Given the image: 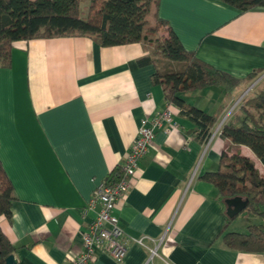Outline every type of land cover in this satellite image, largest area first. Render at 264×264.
Wrapping results in <instances>:
<instances>
[{
  "label": "crops",
  "instance_id": "1",
  "mask_svg": "<svg viewBox=\"0 0 264 264\" xmlns=\"http://www.w3.org/2000/svg\"><path fill=\"white\" fill-rule=\"evenodd\" d=\"M157 12L200 60L239 80L257 71L264 77V8L242 13L221 0H160ZM150 51L145 43L105 48L88 37L14 43L11 66L0 68V160L15 199L11 220L1 218L0 226L16 264H72L82 252V234L100 209L83 219L86 204L130 153L142 120L156 119L170 104L153 83L155 67L139 64ZM251 86L184 96L218 119L207 143L171 105L175 126L163 122L156 130L114 213L128 246L125 260L99 252L91 264H146L156 248L152 264H264V254L226 246L227 221L226 232L244 234L232 228L245 210L231 217L203 179L223 169L224 154L249 158L264 175L250 148L220 135ZM140 238L147 247L133 241Z\"/></svg>",
  "mask_w": 264,
  "mask_h": 264
},
{
  "label": "trees",
  "instance_id": "2",
  "mask_svg": "<svg viewBox=\"0 0 264 264\" xmlns=\"http://www.w3.org/2000/svg\"><path fill=\"white\" fill-rule=\"evenodd\" d=\"M242 13L264 8V0H221ZM160 0H0V68L12 64L13 45L18 41L61 37H88L101 47L147 44L149 56L141 66L153 65V83L161 86L166 100L195 123L193 134L201 143L212 136L218 119L189 104L184 96L211 87H222L233 93L244 84H254L262 71L239 80L200 60L188 51L170 24L159 17ZM155 10V26L149 27V16ZM162 34L159 36V33ZM262 88L238 106L235 120L225 124L221 137L233 145L250 148L264 165V79ZM221 170L207 174L204 180L213 184L226 203L234 198L247 202L244 213L264 221V175L253 161L235 154L223 155ZM119 178V170L112 174ZM14 188L0 160V219L12 218ZM223 231L226 246L237 252L264 254V224L251 225L247 233ZM15 247L0 226V264H6Z\"/></svg>",
  "mask_w": 264,
  "mask_h": 264
},
{
  "label": "built area",
  "instance_id": "3",
  "mask_svg": "<svg viewBox=\"0 0 264 264\" xmlns=\"http://www.w3.org/2000/svg\"><path fill=\"white\" fill-rule=\"evenodd\" d=\"M245 96L238 102H242ZM171 103L167 109L158 114L156 119L142 120L137 132V139L134 141L130 153L122 164L118 167L119 178L112 180V176L101 183L94 194V197L86 204L82 213L83 219L89 211H94L98 205L100 209L97 212L95 220L83 232V249L77 255L72 264H91L95 261L99 252L105 253L117 262H123L128 254V246L124 239L118 218L114 215L117 204L127 194L131 188V179L140 172V161L147 155L154 141L155 132L161 128L163 122H167L174 127L173 112ZM168 238L163 237L159 245ZM141 246L147 247L144 238L133 239ZM155 256L158 255V249L150 250V258L146 264H152ZM171 264V263H166Z\"/></svg>",
  "mask_w": 264,
  "mask_h": 264
},
{
  "label": "rangeland",
  "instance_id": "4",
  "mask_svg": "<svg viewBox=\"0 0 264 264\" xmlns=\"http://www.w3.org/2000/svg\"><path fill=\"white\" fill-rule=\"evenodd\" d=\"M149 27H154L155 26V19L153 17V15H150L149 18ZM162 34V32L159 33V36ZM262 88V86L260 85V83H258L253 90H251L249 92V94L245 95L244 99H246L247 97H249L250 95H254L255 93H257L260 89ZM244 92L240 93L241 97L243 95ZM238 97V98H239ZM243 97L240 98V100ZM243 99V100H244ZM239 100V101H240ZM257 224H264V221L259 218L258 216L249 214V213H245L242 216H240L235 222H234V226L232 229H234L233 231H244V233H246L248 231V226L249 225H257Z\"/></svg>",
  "mask_w": 264,
  "mask_h": 264
},
{
  "label": "water",
  "instance_id": "5",
  "mask_svg": "<svg viewBox=\"0 0 264 264\" xmlns=\"http://www.w3.org/2000/svg\"><path fill=\"white\" fill-rule=\"evenodd\" d=\"M263 79L264 77H261L258 81L252 84V86L245 92L244 96L249 94V92L253 90V88L258 83H260ZM226 204L228 206L229 215L233 218L238 216L240 213H242L247 208V202L243 200L242 198H234V199L228 200ZM6 264H16L15 257L11 255L9 258H7Z\"/></svg>",
  "mask_w": 264,
  "mask_h": 264
}]
</instances>
